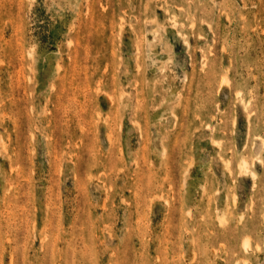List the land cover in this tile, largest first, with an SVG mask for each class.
Returning a JSON list of instances; mask_svg holds the SVG:
<instances>
[{"label": "rangeland", "instance_id": "obj_1", "mask_svg": "<svg viewBox=\"0 0 264 264\" xmlns=\"http://www.w3.org/2000/svg\"><path fill=\"white\" fill-rule=\"evenodd\" d=\"M0 264H264V0H0Z\"/></svg>", "mask_w": 264, "mask_h": 264}, {"label": "bare ground", "instance_id": "obj_2", "mask_svg": "<svg viewBox=\"0 0 264 264\" xmlns=\"http://www.w3.org/2000/svg\"><path fill=\"white\" fill-rule=\"evenodd\" d=\"M242 163H243V160H242ZM246 163L244 162V165H245ZM247 168V167H246ZM224 216V215H223ZM222 223V222H221ZM246 240V239H245ZM247 243V241H245V243L244 244H246ZM244 246V245H243Z\"/></svg>", "mask_w": 264, "mask_h": 264}]
</instances>
